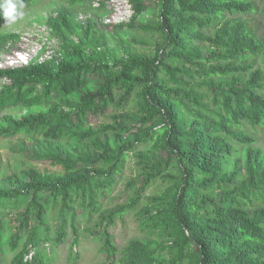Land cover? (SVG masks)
I'll list each match as a JSON object with an SVG mask.
<instances>
[{"label": "trees", "instance_id": "16d2710c", "mask_svg": "<svg viewBox=\"0 0 264 264\" xmlns=\"http://www.w3.org/2000/svg\"><path fill=\"white\" fill-rule=\"evenodd\" d=\"M39 1L23 3L31 6ZM86 1L68 0V5L81 8ZM111 1L103 0L97 9L104 10ZM126 1L130 19L108 25L159 33L152 56L130 52L111 65L98 62L107 49H101L103 35H92L95 21L88 18L83 25L72 18L71 9L64 8L45 19L61 42L58 56L0 70V82L7 81L0 85V111L45 104L52 93L77 97L74 107L54 105L19 119L2 116L0 136L27 131L79 144L92 137L98 150L85 155L78 150L65 156L45 154L60 171L30 168L22 172L27 178L7 177L8 186H0V264H50V252L66 235L63 225L51 233L50 208L60 206L62 222L69 214L71 224L78 211L97 212L113 192L131 152L141 168L138 191L162 176L169 181L153 199L157 203L146 204L142 212L144 222L168 241L132 239L118 251L106 228L102 244L106 257L115 260L119 255L118 264H166L158 258L159 251L166 250L171 255L169 264L184 259L189 264H264V161L258 150L248 148L246 176L238 183L240 171L228 165L236 142L255 141L247 129L264 125V75L254 68V58L259 54L264 58V42L242 16L255 10L254 1ZM152 8H157L155 23L139 24L137 18ZM4 23L0 18V27ZM76 29L83 31L78 42L70 39ZM208 29L214 34H208ZM131 99L136 121L132 137L118 133V127L127 125L124 115L91 127V120L105 114L111 104L125 106ZM108 133L114 145L104 139ZM141 145L164 153L166 160L148 159L142 150L136 151ZM172 163L178 172L164 173ZM216 190L221 191L218 196ZM138 204L139 195L133 196L128 203L101 213L100 219L105 226L113 225Z\"/></svg>", "mask_w": 264, "mask_h": 264}, {"label": "rangeland", "instance_id": "374dc122", "mask_svg": "<svg viewBox=\"0 0 264 264\" xmlns=\"http://www.w3.org/2000/svg\"><path fill=\"white\" fill-rule=\"evenodd\" d=\"M255 10L248 14H243L250 26L255 30L256 34L264 42V0H253ZM68 0H41L35 5H25L23 12L24 16L16 23L7 25L6 23L0 27V60L3 63L11 57H16L18 52L31 53L33 49L42 48V55L50 57V55H59L61 50V42L48 29L45 24V19L52 15L59 9H71L72 18L79 20L80 23L85 24L88 18L95 21V29L92 35H103L105 45L101 49H107L104 56L100 57L98 62L109 63L110 65L117 59H124L128 53L133 52L138 55L152 56L155 53L156 42L159 38V33L151 29L143 30L141 28H118L110 26L106 22V17L113 14L114 7L120 8L121 13L117 10V15L125 17L122 21H128L131 17V11L126 0H120L118 4H108V6L99 11L92 7V0H87L86 5L81 8H70ZM128 9V10H127ZM157 8H152L143 13L137 18L139 24H151L156 21ZM240 16V15H236ZM215 30H207L208 34H214ZM83 31L76 29L75 34L70 36L74 42L82 39ZM90 43V40H87ZM203 47L208 48V43L200 41ZM90 52V49H88ZM254 68H259L264 75V58L259 54L254 58ZM7 83L5 79L1 80L0 85ZM264 94V90L262 92ZM77 103V97L73 94L63 96L58 93H52L45 104L39 106L25 107L17 105L6 108L0 111L1 117L10 115L15 119L21 118L30 112L46 111L51 106L58 105L59 107L70 108ZM135 101L131 99L125 106H118L111 104L103 115L95 116L91 122V127L97 128L104 123H112L113 116L118 118L124 115L127 118V125L125 128L118 127V133L124 137H132L135 129L136 121L134 120ZM247 132L254 138L252 144L235 143L237 150L234 151L230 157L229 167L238 168L240 171L237 176V182L246 176L245 159L247 149L251 148L254 151H259L260 160L264 161V125L256 126L255 128H248ZM111 144H115V139L111 133L103 136ZM92 137L86 139L80 144L70 138L51 139L46 138L40 133H29L27 131L20 132L12 137L0 136V186H8V176L18 174L23 178H27L22 172L30 168L41 171L55 172L60 171V166L54 164V159L43 156L45 154H59L65 156L66 152L73 153L78 150L80 153H94L97 148L92 144ZM142 150L143 153L150 160H166L164 153L154 151L150 145L139 146L136 151ZM239 159L238 161H236ZM138 157L134 152L129 153L126 159L124 169L120 175L117 176V182L111 194L106 196L101 201V206L95 213L77 212L74 224H71L72 219L69 214L65 216L61 211L60 206L51 207L48 212L47 222L53 233L56 228L63 225L66 233L62 242L51 251L52 259L50 264H118L115 260L106 257L102 252L103 231L108 229L112 234L114 242L117 245L118 251L122 250L130 240L137 239L141 241H153L154 243H163L168 241L162 232L157 228L150 226L144 222L143 207L152 202L155 197L163 193L169 185V181L165 177L157 178L150 182V184L143 191H138L140 186L138 180L140 179V163ZM236 161L237 164L234 162ZM176 174L178 172L177 165L172 163L170 168L164 173ZM135 179V183L130 181ZM215 195L221 193L216 190ZM43 197H49L47 192L41 193ZM139 195V204L135 209L126 212L122 218H116L115 223L110 226H105L101 221L100 215L105 211L111 210L118 205H123L129 202L134 196ZM47 204V209L48 208ZM156 208H153V211ZM3 209H1L2 211ZM6 212L7 209H4ZM9 217H5L4 221H8ZM75 228V229H74ZM99 230L97 233L92 232ZM45 250L48 252L47 244H44ZM159 259H162L166 264H169L171 255L166 250L159 251ZM77 255V258H73ZM70 256L73 259H70ZM180 264H189L188 259H184Z\"/></svg>", "mask_w": 264, "mask_h": 264}, {"label": "built area", "instance_id": "2783aa9c", "mask_svg": "<svg viewBox=\"0 0 264 264\" xmlns=\"http://www.w3.org/2000/svg\"><path fill=\"white\" fill-rule=\"evenodd\" d=\"M102 2H103V0H92V7L97 9L100 7ZM118 3H120V0H114V1L110 2L111 5L112 4L116 5ZM126 3H127V1H126ZM113 9H115L113 11V14L106 17V19H105L106 22H108V23H110V22H121L122 20L125 19L124 16L117 15L115 13L116 10L118 13H121L120 8L114 7ZM129 11H131V9ZM80 19H83V16H79V20ZM50 32H51V30H50ZM41 53H42V48L33 49L31 53L18 52V53H16V57L9 58L7 60V62H5V63H3L2 60H0V70L17 68V67H25V66H29L31 63H42V62L56 56V55H50V57H46V56H44V54L42 55Z\"/></svg>", "mask_w": 264, "mask_h": 264}, {"label": "clouds", "instance_id": "9594fccd", "mask_svg": "<svg viewBox=\"0 0 264 264\" xmlns=\"http://www.w3.org/2000/svg\"><path fill=\"white\" fill-rule=\"evenodd\" d=\"M23 9V0H0V18L9 26L23 18Z\"/></svg>", "mask_w": 264, "mask_h": 264}]
</instances>
